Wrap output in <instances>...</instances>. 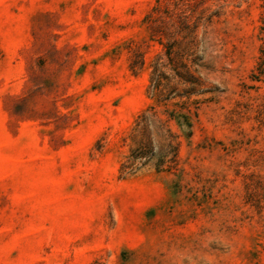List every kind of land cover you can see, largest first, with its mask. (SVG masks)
Returning a JSON list of instances; mask_svg holds the SVG:
<instances>
[{
  "label": "rangeland",
  "instance_id": "obj_1",
  "mask_svg": "<svg viewBox=\"0 0 264 264\" xmlns=\"http://www.w3.org/2000/svg\"><path fill=\"white\" fill-rule=\"evenodd\" d=\"M155 1L0 0V264H264V0Z\"/></svg>",
  "mask_w": 264,
  "mask_h": 264
},
{
  "label": "trees",
  "instance_id": "obj_2",
  "mask_svg": "<svg viewBox=\"0 0 264 264\" xmlns=\"http://www.w3.org/2000/svg\"><path fill=\"white\" fill-rule=\"evenodd\" d=\"M206 1L208 0H156L151 12L146 17L151 38L158 39L161 44H163V38L165 37L173 38L174 42H176V35L179 34H182V41L188 36L193 39L197 27L199 26V21L202 19L201 15L195 17V14L197 13L198 8ZM170 29H174V31L168 32L167 30ZM183 32H186V34H183ZM191 41L192 40H188L187 42L190 43ZM173 45V43L168 44V46L167 44H164L165 47H168L166 54L171 55L173 52ZM262 51L264 52V49ZM162 58L163 57H159L158 61L154 64L152 76L153 92L154 94L159 93L160 97L163 93L162 73L160 70L162 66L160 60ZM187 73L191 75L189 71H187ZM178 77L185 83L190 82V79H186L184 75L180 73H178ZM161 101H163V99L159 98V102ZM154 109V107H151V110ZM155 114V112L151 115L143 114L141 117V123L147 131L151 128L155 132H160L163 128V123L155 124V122L150 119ZM170 119H175L179 127L186 128L189 135L192 133L193 124L188 114L174 110L171 113ZM169 147H171L170 144ZM149 151L150 150L144 145H140L133 149L128 160V166L125 167L133 166L135 163H142V165L155 163L158 168H162L167 162H174L177 157V151H175L176 154H174L169 160H166L168 154L166 151H162L157 157L156 162H153L155 155ZM169 167H171V165H169Z\"/></svg>",
  "mask_w": 264,
  "mask_h": 264
}]
</instances>
